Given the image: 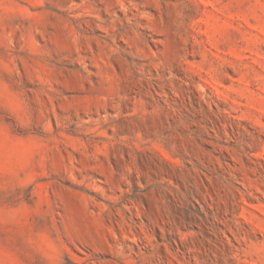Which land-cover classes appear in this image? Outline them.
<instances>
[{
  "label": "rangeland",
  "instance_id": "rangeland-1",
  "mask_svg": "<svg viewBox=\"0 0 264 264\" xmlns=\"http://www.w3.org/2000/svg\"><path fill=\"white\" fill-rule=\"evenodd\" d=\"M0 264H264V0H0Z\"/></svg>",
  "mask_w": 264,
  "mask_h": 264
}]
</instances>
